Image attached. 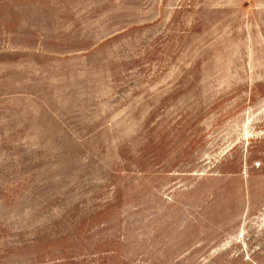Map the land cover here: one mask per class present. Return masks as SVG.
I'll return each mask as SVG.
<instances>
[{"label":"rangeland","instance_id":"obj_1","mask_svg":"<svg viewBox=\"0 0 264 264\" xmlns=\"http://www.w3.org/2000/svg\"><path fill=\"white\" fill-rule=\"evenodd\" d=\"M0 264H264V0H0Z\"/></svg>","mask_w":264,"mask_h":264}]
</instances>
